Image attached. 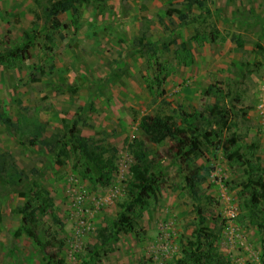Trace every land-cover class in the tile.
I'll list each match as a JSON object with an SVG mask.
<instances>
[{
  "label": "rangeland",
  "instance_id": "obj_1",
  "mask_svg": "<svg viewBox=\"0 0 264 264\" xmlns=\"http://www.w3.org/2000/svg\"><path fill=\"white\" fill-rule=\"evenodd\" d=\"M51 1L0 0V54L21 45L25 32L39 33L18 68L0 70V113L20 123L19 131L0 123V154L7 153L23 172L21 180L8 174L0 178V264H42L39 247L17 235L19 209L28 199L22 195L33 185L50 191L63 223L57 226L37 213L39 228L51 227L65 241L66 264L89 261L87 246L96 243L105 219L116 218L127 201L138 151L133 142L146 141L139 127L144 115H173L182 124L181 111L203 112L209 123L201 129L220 131L216 109L207 111L219 98L218 106L231 113L223 138L234 136L246 158L258 155L264 166V0H92L80 6L78 24L58 33L55 46L48 48L44 41L51 32L42 29ZM60 18L70 24L71 12ZM182 43L193 53L191 64L176 59ZM35 65L46 69L33 82ZM160 65L171 74L165 95L154 97L149 81ZM210 85L222 90L218 97L204 96ZM74 124L84 136L119 149L109 188L94 187L73 161L59 166L46 148L29 143L39 127L58 140ZM217 140L194 158L170 140L146 141L152 171L163 183L159 204L140 219V236L122 234L96 264H177L199 227V210L226 261L263 264L264 231L247 218L235 188L246 175L226 160L227 142ZM198 168L206 177L201 198L186 185Z\"/></svg>",
  "mask_w": 264,
  "mask_h": 264
},
{
  "label": "trees",
  "instance_id": "obj_2",
  "mask_svg": "<svg viewBox=\"0 0 264 264\" xmlns=\"http://www.w3.org/2000/svg\"><path fill=\"white\" fill-rule=\"evenodd\" d=\"M92 0H52L51 4L44 10L45 23L42 31L49 29L51 34L45 36V46L52 48L55 46V39L58 33L74 27L80 18V6L83 3H90ZM71 12L72 20L70 24L61 20V15ZM184 18L183 15H180ZM10 30L8 31V34ZM39 35V33L37 32ZM37 34L32 31L23 34L22 44L0 54V70L2 68L15 69L23 63L24 56H30V45L33 43ZM206 41L203 39V42ZM49 49L50 71L54 68L55 59ZM176 59L180 64H191L193 53L186 46L181 44V49L176 51ZM159 66V65H158ZM160 70L151 75L149 90L152 96L162 97L165 95L164 84L168 80L171 71L165 65H160ZM46 67L35 65L33 82L37 81L36 76L44 73ZM49 71V72H50ZM221 89H215L210 85L204 93L205 97H218ZM217 102L219 98L216 99ZM213 103L207 111L216 109V124L220 131L213 130L205 132L201 129L203 122L209 123L208 117L203 112L187 113L181 111L182 124H179L173 115L168 114H147L144 115L139 123L146 141L160 145L167 140L174 142L179 150H187L192 158L206 154L209 147H215L216 140L222 145L227 142L228 146H223L226 160L234 165L243 168L246 179L236 185L239 189L238 196L243 200V208L247 218L252 224L264 231V166L260 156H252L247 159L241 152V146L237 139L233 137L223 138L222 134L227 128L230 112L222 109L218 104ZM0 123L14 131L20 130V123L12 117L0 113ZM83 126L91 128L88 121H84ZM45 129L39 127L35 130L33 137L29 140L31 146H42L51 154L56 156L55 162L59 166H64L66 161L74 162V169L80 176L94 187L109 188L112 184V176L118 170L117 155L119 149L108 144L105 139L84 136L81 131L74 126L61 139L59 135L46 136ZM146 141L135 139L133 144L138 148L134 154V163L130 167V180L127 186V201L120 205L121 211L116 218H106L105 225L100 228L96 235V243L87 246L86 257L89 261L85 264H96L99 262V254L104 253L108 256L107 247L122 234H135L140 236L139 221L146 212L159 204L162 195V181L153 173L150 154L146 146ZM186 177V185L194 197L200 196V186L206 177L199 173ZM8 174L12 180H21L23 172L19 171L13 159L7 153L0 154V178ZM29 192V193H28ZM27 193L22 196L27 197L24 207L19 209L22 214V225L17 235L22 234L29 237L37 247H39L42 264H66L61 252L65 246V241L59 237L58 232L51 227L39 228L40 220L37 213L43 216H50L53 224L63 226L62 221L57 215L52 195L50 191L41 185H33ZM199 227L193 233V240L187 243L188 249L185 250V257L177 261V264H231L226 261L217 250V235L211 227L207 225L205 212L199 210ZM103 249V251H101ZM264 264V257H263Z\"/></svg>",
  "mask_w": 264,
  "mask_h": 264
},
{
  "label": "built area",
  "instance_id": "obj_3",
  "mask_svg": "<svg viewBox=\"0 0 264 264\" xmlns=\"http://www.w3.org/2000/svg\"><path fill=\"white\" fill-rule=\"evenodd\" d=\"M109 199H111V197H109Z\"/></svg>",
  "mask_w": 264,
  "mask_h": 264
}]
</instances>
